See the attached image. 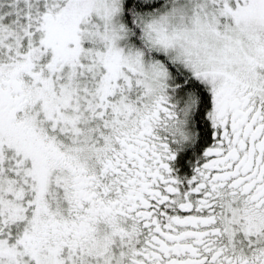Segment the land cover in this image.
<instances>
[{"label":"snow or ice","instance_id":"1","mask_svg":"<svg viewBox=\"0 0 264 264\" xmlns=\"http://www.w3.org/2000/svg\"><path fill=\"white\" fill-rule=\"evenodd\" d=\"M0 264H264V0H0Z\"/></svg>","mask_w":264,"mask_h":264}]
</instances>
